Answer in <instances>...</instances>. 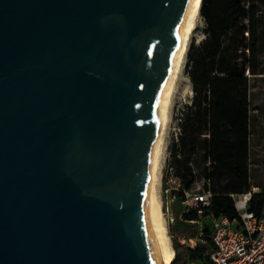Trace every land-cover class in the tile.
Wrapping results in <instances>:
<instances>
[{"label": "water", "instance_id": "water-1", "mask_svg": "<svg viewBox=\"0 0 264 264\" xmlns=\"http://www.w3.org/2000/svg\"><path fill=\"white\" fill-rule=\"evenodd\" d=\"M189 4L0 0V264H154L145 178Z\"/></svg>", "mask_w": 264, "mask_h": 264}, {"label": "trees", "instance_id": "trees-1", "mask_svg": "<svg viewBox=\"0 0 264 264\" xmlns=\"http://www.w3.org/2000/svg\"><path fill=\"white\" fill-rule=\"evenodd\" d=\"M205 36L188 51V74L193 96L179 118L177 138L170 144L169 169L180 180L174 191L180 202L185 192L204 181L211 203L184 213V221L238 217L233 195L252 190L250 141V75L264 74V0H203L200 10ZM203 194V193H202ZM250 211L264 213V193L255 192ZM186 229L172 230L177 252L172 264L208 263L213 250L212 224L203 225L207 246L195 249L182 240L196 237ZM208 248L211 249L209 253Z\"/></svg>", "mask_w": 264, "mask_h": 264}, {"label": "rangeland", "instance_id": "rangeland-1", "mask_svg": "<svg viewBox=\"0 0 264 264\" xmlns=\"http://www.w3.org/2000/svg\"><path fill=\"white\" fill-rule=\"evenodd\" d=\"M206 22L201 16L196 28L191 36L187 53L185 55L180 79L177 84V88L173 95L169 119L167 127L164 132L163 140V155L161 158V167L159 171V182L157 184V193L162 200V210L165 218L168 234L171 238L172 245V230L186 229L189 236H194L193 226L196 224L189 221H184L183 215L186 213V205L183 202L178 201L173 197L172 190L179 187L178 182L169 169V157H170V144L177 138L179 132V118L185 105L191 101L192 97V84L188 74V51L193 43H198L205 36ZM264 63V55H263ZM250 101H251V141H250V164H251V182L256 192L264 193V74L259 76L250 75ZM169 190V191H167ZM196 192L205 194L204 181L200 179L194 187ZM169 205L173 216L167 214L165 207ZM204 226L211 227L212 217L204 216L202 219ZM198 244L207 246L204 240L198 242ZM175 250V248H174ZM211 249L208 248L209 253ZM177 252L175 250V256Z\"/></svg>", "mask_w": 264, "mask_h": 264}, {"label": "built area", "instance_id": "built-area-1", "mask_svg": "<svg viewBox=\"0 0 264 264\" xmlns=\"http://www.w3.org/2000/svg\"><path fill=\"white\" fill-rule=\"evenodd\" d=\"M181 187L180 180L175 178ZM169 191V190H167ZM256 188L244 194L233 195L238 217L214 218L212 221L213 250L208 263L205 264H264V213L257 215L250 211L249 202ZM186 211H196L203 215V208L211 203V194L196 192L195 190L185 192ZM173 197L176 199L173 193ZM167 214L174 215L170 206L165 207ZM198 225L196 237L182 240L183 244L195 249L203 235V224L201 221H189ZM190 264H198L191 262Z\"/></svg>", "mask_w": 264, "mask_h": 264}, {"label": "bare ground", "instance_id": "bare-ground-1", "mask_svg": "<svg viewBox=\"0 0 264 264\" xmlns=\"http://www.w3.org/2000/svg\"><path fill=\"white\" fill-rule=\"evenodd\" d=\"M202 1L203 0H190L181 29L180 40L173 57L169 74L164 84L159 117L150 147L145 184L147 215L154 264H172L175 258V250L168 234V229L163 215L162 200L157 193V184L159 182V171L163 155L164 132L169 119L171 101L180 79V74L191 36L201 17L200 10Z\"/></svg>", "mask_w": 264, "mask_h": 264}, {"label": "crops", "instance_id": "crops-1", "mask_svg": "<svg viewBox=\"0 0 264 264\" xmlns=\"http://www.w3.org/2000/svg\"><path fill=\"white\" fill-rule=\"evenodd\" d=\"M213 221V220H212Z\"/></svg>", "mask_w": 264, "mask_h": 264}]
</instances>
